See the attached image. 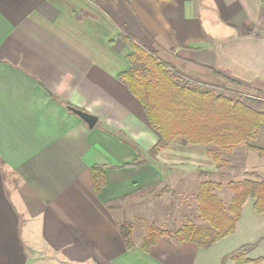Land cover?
Returning a JSON list of instances; mask_svg holds the SVG:
<instances>
[{"label":"crops","instance_id":"obj_1","mask_svg":"<svg viewBox=\"0 0 264 264\" xmlns=\"http://www.w3.org/2000/svg\"><path fill=\"white\" fill-rule=\"evenodd\" d=\"M123 37L178 76L264 92V0H0V264H222L264 239V214L251 200L235 233L210 248L160 239L148 253L141 249L139 217L172 222L164 207L142 209L146 194L161 188L159 201H170L175 185L199 188L201 173L218 163L206 145L181 138L151 155L161 135L118 78L131 67ZM68 106L96 116V126ZM262 132L252 146L264 148ZM233 151L244 156L235 181L261 176L258 150ZM94 165L105 166L100 194ZM124 220L134 225L131 250L119 230ZM259 257L264 240L247 255Z\"/></svg>","mask_w":264,"mask_h":264},{"label":"trees","instance_id":"obj_2","mask_svg":"<svg viewBox=\"0 0 264 264\" xmlns=\"http://www.w3.org/2000/svg\"><path fill=\"white\" fill-rule=\"evenodd\" d=\"M123 39L132 49L128 57L131 67L118 78L139 100L151 125L161 135V140L151 151L152 156L168 148L175 138H181L186 144L214 145L216 150H208V154L221 166L229 165L221 152L239 145L258 150L264 157V148L251 145L257 140L260 129L264 126V111L254 109L249 103H261L260 101L242 94L234 97L217 94L186 81L177 75L175 68L159 60L156 54L145 51L131 38ZM213 72L229 84L242 86L241 82L219 71ZM143 162L140 157L130 165ZM91 173L94 191L100 194L107 186L105 166L94 165ZM210 174L211 172L201 173L203 176ZM247 176L259 178L257 173L253 172L247 173ZM257 178L231 181L228 186L234 195L228 207L215 193L217 189H221L220 183L201 182L197 193L198 212L207 224L196 226L188 223L175 231L162 230L152 224L142 240L141 249L148 253L160 239L172 245L191 242L207 249L235 233L247 201H254L255 211L264 214V179ZM119 230L126 249H133L134 225L124 220L119 223ZM262 240L264 239L241 246L237 251L226 255L222 264H225L226 260L236 264H261L264 258L251 260L246 256L250 250L258 247Z\"/></svg>","mask_w":264,"mask_h":264},{"label":"rangeland","instance_id":"obj_3","mask_svg":"<svg viewBox=\"0 0 264 264\" xmlns=\"http://www.w3.org/2000/svg\"><path fill=\"white\" fill-rule=\"evenodd\" d=\"M181 77V76H180ZM182 79L189 81L191 83H196L200 87L213 91L217 94H223L226 96L234 97L238 96V94L245 95L255 101H260L261 103H255V102H250L249 105L252 106L254 109L258 111H264V92L258 93V92H244L243 90H234L231 86L228 85H211V84H206V83H198L195 81H192L191 79L187 77H181ZM264 132H262V135ZM179 144V142H178ZM243 145L235 146L232 147V149L227 150V151H222V157L226 161L229 162V165L226 166H221L217 165V169L214 170L210 175L200 178L204 181H214L216 183H220L222 185L221 189L216 190V194L219 196L221 200H223L224 204L228 207L229 204L231 203V199L234 195V192L229 188V183L231 181H235L236 179L234 178L236 175L239 174V172L242 169V162H243V157L240 156V158H237V154L233 150L241 148ZM207 150H216V147L214 145H209L206 146ZM211 159V158H210ZM211 163H214L213 160L211 159ZM209 161H206L205 159L202 160V168H205L207 170H210L212 167ZM200 164V165H201ZM215 164V163H214ZM258 172L260 173V177L257 178L258 180L264 179V166L258 168ZM189 180V179H187ZM198 184V183H197ZM190 185V186H189ZM188 185V188L186 187V184H184L185 189L183 190V185H175L177 189L174 191V198H172L170 201H159V195L160 193L162 194L161 188H156L148 192L145 196V200L141 204L142 209L144 208L145 210H149L151 212L155 211L154 209L160 208L159 210H162L164 207L166 211L170 210L172 213V222L171 225H160L156 223L155 225L162 229V230H168V231H175L177 229H180L183 225L192 223L196 226L200 225H206L205 221H203L198 212V202H197V193H198V187L194 183H191ZM137 228L139 229L136 231V234L140 237L144 236V234H147L149 232V227L152 225L151 220L148 218V216H141L137 219L136 221ZM145 232V233H144ZM145 237V236H144ZM263 241V240H262ZM256 243V242H255ZM253 244V243H249ZM247 245V244H244ZM243 245V246H244ZM259 246V245H258ZM240 248V247H239ZM238 248V249H239ZM257 248V247H256ZM256 248L250 250L252 252ZM236 249L235 251H237ZM233 251V252H235ZM232 252V253H233ZM248 252V254L250 253ZM247 254V255H248ZM247 258V256H246ZM259 258H264V257H259ZM256 258V259H259ZM250 259V258H249ZM256 259H251V260H256ZM254 264V263H253Z\"/></svg>","mask_w":264,"mask_h":264},{"label":"water","instance_id":"obj_4","mask_svg":"<svg viewBox=\"0 0 264 264\" xmlns=\"http://www.w3.org/2000/svg\"><path fill=\"white\" fill-rule=\"evenodd\" d=\"M68 110L79 116L90 129H93L96 126L98 121V118L96 116L71 106H68Z\"/></svg>","mask_w":264,"mask_h":264}]
</instances>
